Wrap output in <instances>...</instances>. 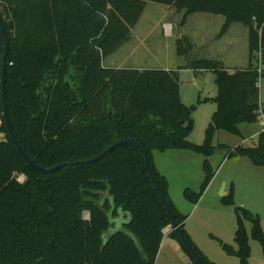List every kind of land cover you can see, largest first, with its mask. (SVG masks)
Instances as JSON below:
<instances>
[{
	"label": "trees",
	"instance_id": "1",
	"mask_svg": "<svg viewBox=\"0 0 264 264\" xmlns=\"http://www.w3.org/2000/svg\"><path fill=\"white\" fill-rule=\"evenodd\" d=\"M149 2L190 16H222V37L233 26L248 31V63L229 71L217 59L193 60L188 68L212 71L217 110L204 145L188 141L191 111L180 98L179 72L171 69L107 67L105 58L130 42ZM0 14L11 44L7 65V103L17 139L38 165L91 159L115 142L130 138L148 153L161 190L193 248L169 194V183L155 166L154 151L187 150L208 158L223 131L243 138L240 126L257 123L261 106L256 53L264 44V0H0ZM189 39V40H188ZM0 76L3 41L0 35ZM191 38L177 41L184 56ZM0 86V264H155L163 230L171 224L148 173L144 155L125 144L96 163L44 174L31 167L11 141L3 120ZM244 139V138H243ZM227 157L247 158L264 168V133ZM205 180L185 198L197 205L215 172L206 160ZM25 181L20 183L19 177ZM108 194V196H106ZM236 205L234 188L223 198ZM235 243L228 255L249 264L244 222L264 250L261 219L237 206ZM89 214V219L85 214ZM131 233L133 236H130ZM170 236L197 264L177 233Z\"/></svg>",
	"mask_w": 264,
	"mask_h": 264
},
{
	"label": "rangeland",
	"instance_id": "2",
	"mask_svg": "<svg viewBox=\"0 0 264 264\" xmlns=\"http://www.w3.org/2000/svg\"><path fill=\"white\" fill-rule=\"evenodd\" d=\"M183 15L184 13L179 14L174 8L149 2L139 23L131 33L130 42L105 58L104 64L107 67L171 68V70H177L179 72L181 102L191 111L193 121V130L188 141L195 145H204L208 128L217 110L214 101L218 95L215 73L212 71L196 72L188 68L193 60L199 59V49L193 47L191 50L185 44L182 48L186 49L187 53L180 56L177 41L182 37L193 39L198 36L212 41L217 38L222 29L217 27L216 23L208 25L206 23L204 28H201L199 22L203 21L202 19L205 17L224 18L222 16L196 14L190 16L187 23L183 25ZM225 39L226 37L220 42L221 49H227V44L224 43ZM244 45L245 43L242 41L240 51ZM233 55L235 54L233 53ZM237 57L242 56L237 55ZM260 98L264 106V78L262 77L260 80ZM240 127L244 138L256 132L258 128L261 129V124L257 121L255 124H243ZM243 138L223 131L218 132L213 140L216 151L208 158L187 150H167L164 152L157 150L153 152L156 168L158 171L163 169L168 180L172 202L180 214L187 217L185 229L188 235L196 247L214 264H241L239 257L228 255L222 247L223 243L238 250L235 243V233L238 224L236 208L240 205L239 202L247 204L249 208L244 206L245 209L260 217L264 233V198H262V195L264 197V175L263 180L253 178L256 182L255 186L246 184L247 181L243 183V186L245 184V192L240 198L238 191L239 198L237 197L236 200L235 197L236 205H225L223 202L225 196L218 191L217 186L210 189L208 187L197 205L188 201L184 192L187 189L197 193L201 190L205 180L204 165L206 160L215 173L220 169L221 175L227 174L229 168L235 169L233 171L235 173L238 166L234 165V162H238L240 165L243 161L250 164L247 158L234 157L229 159L227 157L228 151L218 149L219 145H226L231 149H235L239 145L250 146L251 142L243 143ZM161 157H163V161ZM252 175L255 176V172ZM248 176H250L249 173ZM237 186L241 187L238 183ZM229 195L230 192L227 196ZM85 218L89 219L88 213L85 214ZM244 224L250 246L248 263L264 264V250L260 242L252 236L253 226L249 222H244ZM181 253L187 257V261H182V264H192L191 259L183 250ZM163 264H165L164 260Z\"/></svg>",
	"mask_w": 264,
	"mask_h": 264
},
{
	"label": "crops",
	"instance_id": "3",
	"mask_svg": "<svg viewBox=\"0 0 264 264\" xmlns=\"http://www.w3.org/2000/svg\"><path fill=\"white\" fill-rule=\"evenodd\" d=\"M202 20L203 21L199 22L200 25L202 26L201 28H204L206 23L207 25L211 23H216L217 27L222 29V26L225 22V19H216L215 17L213 18L205 17ZM224 37H226L224 43L227 44V49H221V46H220V42L222 41ZM192 41H193V46L199 49L198 58L220 60L221 62H223L224 66L229 71H233L240 67H245L246 64L248 63V55H249L248 31L241 26L233 25L224 36L220 38L218 35L217 38H215L212 41L208 40L207 38L199 37V36L197 38L194 37ZM242 41L245 43V45L242 47L240 51V48H241L240 43ZM0 48H1V41H0ZM233 53L235 55H233ZM237 55H241L242 57L238 58ZM117 68H120V67H117ZM165 69H171V68H165ZM262 78H264V75L262 76ZM261 106L264 108L262 103H261ZM0 124H1V119H0ZM240 129L242 132L241 127ZM259 134H261V129L258 128L257 131L251 134L250 136L244 137L243 143H247V141L250 142L253 138H257ZM5 140H6L5 134H3L0 131V141H5ZM161 160L163 161V157H161ZM233 164L238 166L237 168L238 170L236 169V172L233 173L235 169L229 168V172H227V174L221 175V171L219 169L218 171H216L215 176L208 189L213 188V186H217L218 191L222 192V195L227 196L229 192L231 191V188L233 187L234 192H235V197L237 200V197L239 198L238 191L240 193V198H242L244 195L245 184L243 186V183L247 181L246 184L250 186H255L256 184L254 180L255 178H257L258 180H263L264 168L254 167L253 165H251V163L250 164L245 163L244 161L241 163L242 165H240L238 162H234ZM159 172L163 176H166L163 172V169H161V171ZM253 172H255V176L252 175ZM248 173L250 174V176H248ZM257 175H260V176H257ZM22 179H23V176H20L18 181L20 183H23L25 181V178H24V181H22ZM237 183L238 185H241V187H238ZM170 189H171V186H170ZM169 193L171 197V190H169ZM262 198H264L263 195H262ZM250 200H253V199H250ZM239 203L241 206L240 205L238 206L240 207L246 206L249 208V206H247V204H244V202L242 203L239 202ZM190 235H191V231H190ZM181 252H182V249H181L180 244L177 242V240L172 238V236H170V233H169L163 239V243L161 245V248H160L155 264H159V262H162L163 264V260L165 261V264H182V261H187V257L185 255H182Z\"/></svg>",
	"mask_w": 264,
	"mask_h": 264
},
{
	"label": "water",
	"instance_id": "4",
	"mask_svg": "<svg viewBox=\"0 0 264 264\" xmlns=\"http://www.w3.org/2000/svg\"><path fill=\"white\" fill-rule=\"evenodd\" d=\"M0 35L2 37V41H3V56H2V67H1V76H0V86H1V102H2V113H3V120L6 124V129H7V133L11 139V141L13 142V144L16 146L17 150L19 151V153L21 154V156L25 159V161L34 169L44 173V174H54L60 170H62L63 168H73V167H77V166H84V165H89V164H93L96 163L97 161L103 159L104 157H106V155H108L110 152L114 151L115 149H117L120 146H123L125 144H130L135 146L136 148H138L140 150V152L144 155L145 158V162H146V167L148 170V173L152 179V182L154 184L155 190L167 212V215L170 219V227L171 230L175 233L178 234V236L180 237V240L182 241L184 247L186 248V250L188 251V253L190 254V256L194 259V261L197 264H207L201 257L200 255L196 252V250L193 248L192 244L189 242V240L187 239V237L185 236L183 230L181 229V226L179 225V223L177 222L175 215L173 213L172 207L170 205V203L168 202L166 196L163 194L159 181L156 177L155 171L152 167L150 158L148 153L141 147V145L130 138H123L117 142H115L113 145H111L110 147H108L106 150H104L102 153L98 154L97 156L91 158V159H87V160H80V161H75V162H66V163H61L58 164L54 167L51 168H44L40 165H38L34 160H32L28 154L26 153V151L22 148V146L20 145L17 136L14 132L13 129V125L10 119V115H9V110H8V103H7V65H8V56L11 50V44H10V40L7 34V30H6V26H5V22L3 20V17L0 14ZM106 196H108V194H106ZM130 236H133L131 233H129Z\"/></svg>",
	"mask_w": 264,
	"mask_h": 264
},
{
	"label": "built area",
	"instance_id": "5",
	"mask_svg": "<svg viewBox=\"0 0 264 264\" xmlns=\"http://www.w3.org/2000/svg\"><path fill=\"white\" fill-rule=\"evenodd\" d=\"M256 57H257V66H258L259 73H262V70L264 68V44L260 45V48L258 52L256 53ZM259 87H260V82H259ZM257 121L261 124V133H264V108L263 107H260ZM22 181H24V177ZM171 232L172 230L170 226L163 230L164 236H167Z\"/></svg>",
	"mask_w": 264,
	"mask_h": 264
}]
</instances>
